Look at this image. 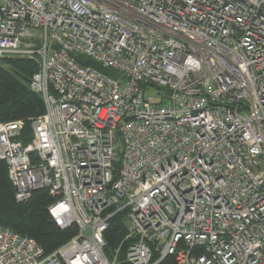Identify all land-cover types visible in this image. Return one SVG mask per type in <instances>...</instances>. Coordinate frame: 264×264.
Here are the masks:
<instances>
[{"label":"built area","instance_id":"1","mask_svg":"<svg viewBox=\"0 0 264 264\" xmlns=\"http://www.w3.org/2000/svg\"><path fill=\"white\" fill-rule=\"evenodd\" d=\"M5 57L45 107L0 122L15 199L77 231L45 254L0 226V264H121V213L125 264H264V0H0Z\"/></svg>","mask_w":264,"mask_h":264},{"label":"trees","instance_id":"2","mask_svg":"<svg viewBox=\"0 0 264 264\" xmlns=\"http://www.w3.org/2000/svg\"><path fill=\"white\" fill-rule=\"evenodd\" d=\"M77 62L105 75H113L90 59L79 57ZM36 70L37 65L33 60L11 57L0 59V122L23 120V134L30 131V119L45 110L41 95L29 87ZM21 139L23 143L26 141V138ZM52 201V196L46 190H36L27 201H17L6 164L0 160V226L33 238L45 254L66 243L77 231L76 225L62 229L51 219L47 207ZM125 227V216L121 213L110 220L103 232L105 255L110 257L111 253L119 249L121 264H125L124 254L130 243L124 239Z\"/></svg>","mask_w":264,"mask_h":264}]
</instances>
